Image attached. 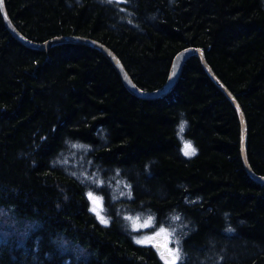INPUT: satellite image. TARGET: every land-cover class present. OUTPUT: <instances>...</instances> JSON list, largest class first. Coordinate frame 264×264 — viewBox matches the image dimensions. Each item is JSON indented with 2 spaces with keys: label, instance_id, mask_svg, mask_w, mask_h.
Here are the masks:
<instances>
[{
  "label": "trees",
  "instance_id": "16d2710c",
  "mask_svg": "<svg viewBox=\"0 0 264 264\" xmlns=\"http://www.w3.org/2000/svg\"><path fill=\"white\" fill-rule=\"evenodd\" d=\"M5 1L29 40L102 43L145 92L167 83L181 51L202 49L242 106L264 176V0ZM104 57L73 43L30 49L0 12V264H167L137 243L160 229L177 231V264H264V185L246 172L238 115L200 60L146 100ZM148 217L141 232L135 220Z\"/></svg>",
  "mask_w": 264,
  "mask_h": 264
},
{
  "label": "water",
  "instance_id": "95a60500",
  "mask_svg": "<svg viewBox=\"0 0 264 264\" xmlns=\"http://www.w3.org/2000/svg\"><path fill=\"white\" fill-rule=\"evenodd\" d=\"M0 12L2 14V17L4 19V22L6 26L8 27L10 33L13 35V37L21 42L26 47L37 50V51H45L49 50L51 46L60 44V43H73L81 46H86L89 48H92L96 51H99L102 53L115 67L118 74L120 75L121 79L123 80L124 85L126 88L138 98L146 99V100H156L163 98L170 94L172 90L177 86L180 77L182 75L183 69L187 61L193 57H196L200 60L201 65L208 75V77L212 80V82L222 91V93L226 96V98L230 101L232 106L234 107L239 121L241 125V157L242 162L244 165V168L248 175L257 183L264 185V176L257 175L249 161V155H248V124L247 119L244 114V111L242 109V106L240 105V102L237 100V98L232 94V92L228 89V87L220 80L218 75L215 73V71L212 69V67L209 65L205 52L200 48H188L183 51H181L174 59L173 65L171 68V72L169 75V79L167 83L159 90L154 92H145L142 89H140L132 80L131 76L127 72L126 68L118 58V56L110 50L108 47L103 45L102 43H99L95 40L78 37V36H67V37H59L52 39L46 43L39 44L36 42H33L26 38L24 35H22L18 29L15 27L14 23L12 22L8 11L6 7V1L2 0V6H0ZM159 249V247H157Z\"/></svg>",
  "mask_w": 264,
  "mask_h": 264
},
{
  "label": "rangeland",
  "instance_id": "374dc122",
  "mask_svg": "<svg viewBox=\"0 0 264 264\" xmlns=\"http://www.w3.org/2000/svg\"><path fill=\"white\" fill-rule=\"evenodd\" d=\"M185 145H189V144L187 142H184V146ZM191 148L193 149L192 146ZM186 150L187 149L185 147L184 151ZM76 161L77 159L74 158L72 163L78 167L79 162H76ZM119 184L121 186L124 185L122 183H119ZM124 188H125V185H124ZM122 192H125V189H122ZM91 196L92 198L90 197L89 198L91 200L94 213L100 219L103 218L104 220H106L102 198L95 193H91ZM173 221H176V218ZM151 223H152L151 217L146 218V220H143V219L135 220V225L137 229L140 230L141 232L145 229L150 230ZM140 234H143V233H140ZM137 239L139 241H143L140 244L159 247L160 254L167 264H177L181 259V253H180L179 247L176 245L178 244L177 242L178 235H177V231L174 229H160V230L153 231L152 233L151 231H148L147 233L140 235Z\"/></svg>",
  "mask_w": 264,
  "mask_h": 264
},
{
  "label": "bare ground",
  "instance_id": "6f19581e",
  "mask_svg": "<svg viewBox=\"0 0 264 264\" xmlns=\"http://www.w3.org/2000/svg\"><path fill=\"white\" fill-rule=\"evenodd\" d=\"M172 1H173V0H172ZM172 1H168V2L170 3V2H172ZM113 2H114V1H113ZM116 3H117V2H116ZM71 4H73V3H71ZM118 5H119V4H118ZM72 6H73V5H72ZM168 6H169V5H168ZM171 6H172V5H171ZM114 7H115V6H114ZM116 8H117V7H116ZM221 11H222V10H221ZM84 12H85V11H84ZM222 12H223V11H222ZM84 15H85V14H84ZM87 15H88V14H87ZM87 15H86V16H87ZM83 19H84V18H83ZM55 32H56V31H55ZM60 32H61V31H60ZM62 34H63V33H62ZM55 35H56V34H55ZM65 36H66V35H65ZM65 36H64V37H65ZM76 36H77V35H76ZM25 37H26V36H25ZM85 37H86V36H85ZM41 39H42V38H41ZM89 39H90V38H89ZM22 45H23V44H22ZM56 45H57V44H56ZM54 46H55V45H54ZM105 46H106V45H105ZM191 48H192V47H191ZM104 58H105V57H104ZM111 64H112V63H111ZM96 66H98V65H96ZM96 68H97V67H96ZM93 70H95V69H93ZM115 70H116V69H115ZM127 71H128V70H127ZM128 72H129V71H128ZM131 78H132V77H131ZM132 80H133V79H132ZM134 82H135V81H134ZM136 85H137V84H136ZM160 87H161V86H160ZM154 89H155V88H154ZM144 91H145V90H144ZM132 96H133V95H132ZM135 99H136V98H135ZM137 101H138V100H137ZM14 110H15V109H14ZM12 117H13V116H12ZM20 123H21V122H20ZM18 127H19V126H18ZM23 127H26V125L23 126ZM24 142H26V141H24ZM26 143H27V142H26ZM87 143H89V142H87ZM72 145H73V144H71V146H72ZM82 145H84V144H82ZM82 145H81V146H82ZM154 145H155V144H154ZM27 146H28V145H27ZM6 147H8V146H6ZM36 147L39 148L38 145H37ZM29 148H30V147H29ZM29 148H28V149H29ZM73 148H74V147H72L71 149H73ZM79 148H80V147H79ZM71 149H69V150H71ZM74 149H75V148H74ZM22 151H23V150H22ZM41 151H42V150H41ZM154 151L156 152V150H154ZM71 152H72V151H71ZM71 152H70V153H71ZM77 152H78V151H77ZM77 152H76V153H77ZM18 153H19V152H18ZM22 153H23V152H22ZM22 153H21V154H22ZM30 153H31V152H30ZM68 153H69V152H68ZM33 154H34V153H33ZM40 154H41V153H40ZM63 155H65V154H63ZM63 155H62V156H63ZM68 155H69V154H68ZM71 156H73V155L71 154ZM76 156H77V155H76ZM25 157H26V156H25ZM27 157H28V156H27ZM27 157H26V158H27ZM29 157H30V156H29ZM20 158H21V157H20ZM29 159H30V158H29ZM29 159H28V160H29ZM66 159H67V158H66ZM70 159H71V157H70ZM70 159H69V161H70ZM76 159H77V158H76ZM63 160H64V159H63ZM63 160H62V161H63ZM30 161H31V159H30ZM71 161H73V160H71ZM154 161H155V160H154ZM60 162H61V161H60ZM76 162H78V160H77ZM79 163H80V162H79ZM59 164H60V163H59ZM61 165H62V164H61ZM63 165H64V164H63ZM66 166H67V165H66ZM72 166H73V165H72ZM63 167H64V166H63ZM73 167H74V166H73ZM66 168H67V167H66ZM69 168H70V167H69ZM91 168H92V167H91ZM33 169H34V168H33ZM74 169H75V168H74ZM89 169H90V167H89ZM92 170H93V168H92ZM147 170H148V169H147ZM66 171H67V170H66ZM95 171H96V170H95ZM91 172H92V171H91ZM146 172H147V171H146ZM150 172H151V171H150ZM56 173H58V172H56ZM72 173H73V171H72ZM147 173H148V172H147ZM149 174H150V173H149ZM69 175H70V174H69ZM88 175H89V173H88ZM137 175H138V174H137ZM56 177H57V176H56ZM57 179H58V177H57ZM58 180H59V179H58ZM59 181H60V180H59ZM59 181H58V182H59ZM61 182L63 183V181H61ZM212 199H213V198H212ZM222 199H223V198H222ZM211 202H212V200H211ZM234 206H235V205H234ZM254 206H255V205H254ZM235 207H236V206H235ZM24 208H25V207H24ZM242 208H243V206H242ZM239 209H240V208H239ZM24 210H25V209H24ZM234 210H235V209H234ZM230 212H231V211H230ZM228 213H229V212H228ZM224 214H225V213H224ZM226 214H227V213H226ZM232 214H233V212H232ZM239 216H240V214H239ZM235 217H236V215H235ZM237 217H238V216H237ZM1 222H2V221H1ZM224 229H225V228H224ZM229 232H230V231H229ZM226 233H227V232H226ZM231 233H232V232H231ZM235 233H236V232H235ZM221 234H222V233H221ZM227 234H228V233H227ZM229 234H230V233H229ZM232 234H233V233H232ZM230 235H231V234H230ZM0 260H1V259H0ZM7 263H8V262H7ZM23 264H24V263H23Z\"/></svg>",
  "mask_w": 264,
  "mask_h": 264
},
{
  "label": "snow or ice",
  "instance_id": "6c2138e0",
  "mask_svg": "<svg viewBox=\"0 0 264 264\" xmlns=\"http://www.w3.org/2000/svg\"><path fill=\"white\" fill-rule=\"evenodd\" d=\"M0 6H2V0H0ZM181 131H183V125H181ZM185 147L187 149L185 151V155H194L195 154V150L191 148L190 144L189 145H185ZM89 197L92 198L91 193H89ZM101 222L102 223H107V221L104 220L103 218H101ZM161 231H163V230H161ZM142 242L143 241H139V240L137 241V243H142Z\"/></svg>",
  "mask_w": 264,
  "mask_h": 264
}]
</instances>
